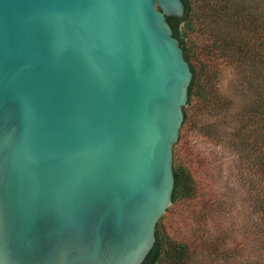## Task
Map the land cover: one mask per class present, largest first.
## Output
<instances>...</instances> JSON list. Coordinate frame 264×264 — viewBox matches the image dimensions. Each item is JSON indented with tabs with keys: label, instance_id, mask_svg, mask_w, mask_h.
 <instances>
[{
	"label": "water",
	"instance_id": "water-1",
	"mask_svg": "<svg viewBox=\"0 0 264 264\" xmlns=\"http://www.w3.org/2000/svg\"><path fill=\"white\" fill-rule=\"evenodd\" d=\"M181 0H0V264H142L193 74Z\"/></svg>",
	"mask_w": 264,
	"mask_h": 264
},
{
	"label": "trees",
	"instance_id": "trees-1",
	"mask_svg": "<svg viewBox=\"0 0 264 264\" xmlns=\"http://www.w3.org/2000/svg\"><path fill=\"white\" fill-rule=\"evenodd\" d=\"M181 1L184 4L183 17H166V21L173 36L179 40L193 77L188 88V102L183 110L184 121L180 137L174 146L172 204L157 223L155 243L142 264H201L202 260H217L221 256L223 243L220 237L209 239L204 235V230L200 233L197 230L179 232L177 229L178 215L192 218L203 227L204 219L215 215L220 203L214 193L213 180L205 174L207 164L198 155L192 154L188 144L180 140L192 132L196 122L193 119L201 108L215 105L222 99L211 83L217 69L209 60L201 57L208 42L207 26L209 23L218 25L223 14L224 17L227 16V21H234L233 17L237 13L224 12V0H215L217 6L212 9L213 13L210 12L209 15L208 11L202 9L199 16H196V23L193 21L190 1ZM262 1L264 2L241 0L242 7H247V4L249 10L253 9L242 27H232L226 33L225 30L222 33L216 30L210 35L212 46L223 47L222 49L225 47L229 51L228 56L234 59L229 62L234 64L238 75H248V88L254 93L252 102L238 111L231 110L232 118L229 120L232 128L228 146L236 155L238 176L246 180L250 188L251 185L258 188L259 180H264V94L257 91L259 87L264 89V6L260 8ZM225 13L228 15L225 16ZM182 24L186 28L184 31L180 27ZM188 30L195 34L192 42H188ZM249 72L253 75L248 74ZM221 103L224 106V100ZM256 192V205L261 221L264 222V186Z\"/></svg>",
	"mask_w": 264,
	"mask_h": 264
},
{
	"label": "rangeland",
	"instance_id": "rangeland-1",
	"mask_svg": "<svg viewBox=\"0 0 264 264\" xmlns=\"http://www.w3.org/2000/svg\"><path fill=\"white\" fill-rule=\"evenodd\" d=\"M189 1L193 21L196 23V16H199L202 9L208 11L210 15V12L213 13L214 6L215 8L217 6L215 0ZM240 3L241 0H224V12H228V14L237 13L233 17L235 22L232 19L227 21L226 15L228 14L225 13L226 17H224L223 12H221L223 20L220 19L218 25L209 23L207 26L208 42L206 50L201 53V57L209 60L217 69L211 83L222 97L220 102L224 100V106L219 102L201 108L193 119L196 122L193 124L192 132L180 140L188 144L192 154L195 153L207 164L208 168L205 174L213 180L214 193L220 201L217 206V213L204 219L205 225L203 224V227L192 218L178 215L177 229L179 232L197 230L202 233L204 230V235H207L209 239L220 237V240L223 241L219 259L202 260L201 264H264V222L261 221L255 200V195L258 193L256 191L263 188L264 180L257 178L259 187L253 188L251 185L250 188L246 180L238 176L237 158L228 146L231 138L230 129L232 128L229 121L230 117L232 118L231 110L238 111L247 103L252 102L254 93L249 91L248 75H238L234 64L229 62L234 60L228 56L229 51L225 47L222 49L223 47L212 46V37H210L216 30L220 33L225 30L226 33L232 27H242L253 9L249 10L247 4V7H242ZM263 6L264 2L262 1L260 8ZM180 27L182 31L186 29L184 24ZM221 35H218L219 38ZM187 37L188 42H192L195 37L194 32L188 30ZM248 74L252 73L249 72ZM257 86L255 83V87ZM257 91L264 94V89H260V87ZM174 151L175 147L173 155Z\"/></svg>",
	"mask_w": 264,
	"mask_h": 264
}]
</instances>
